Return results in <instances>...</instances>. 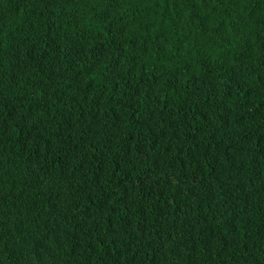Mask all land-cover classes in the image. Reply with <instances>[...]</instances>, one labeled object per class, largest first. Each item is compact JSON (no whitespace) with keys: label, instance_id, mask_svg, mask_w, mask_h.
I'll return each instance as SVG.
<instances>
[{"label":"trees","instance_id":"obj_1","mask_svg":"<svg viewBox=\"0 0 264 264\" xmlns=\"http://www.w3.org/2000/svg\"><path fill=\"white\" fill-rule=\"evenodd\" d=\"M0 264H264V0H0Z\"/></svg>","mask_w":264,"mask_h":264}]
</instances>
